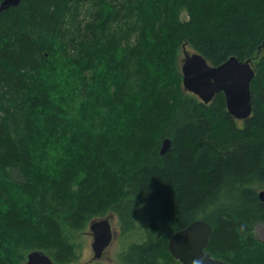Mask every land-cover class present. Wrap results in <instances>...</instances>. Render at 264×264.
Masks as SVG:
<instances>
[{
  "label": "trees",
  "instance_id": "1",
  "mask_svg": "<svg viewBox=\"0 0 264 264\" xmlns=\"http://www.w3.org/2000/svg\"><path fill=\"white\" fill-rule=\"evenodd\" d=\"M184 43L211 65L253 60L242 125L223 92L204 103L183 89ZM260 188L264 0H20L0 11V264L31 250L70 263L74 233L108 212L121 235L145 223L122 264H180L168 238L195 219L211 225L212 257L264 264Z\"/></svg>",
  "mask_w": 264,
  "mask_h": 264
},
{
  "label": "water",
  "instance_id": "2",
  "mask_svg": "<svg viewBox=\"0 0 264 264\" xmlns=\"http://www.w3.org/2000/svg\"><path fill=\"white\" fill-rule=\"evenodd\" d=\"M20 0H1L0 11L16 6ZM181 75L183 89L196 95L202 102L209 103L222 91L227 111L236 119L247 118L251 111L250 81L254 76L252 60L228 57L218 65H211L205 57L182 45ZM169 138L161 142L160 153L166 152ZM258 197L264 201V190ZM93 234L92 250L96 257L112 239L108 217L93 219L90 223ZM211 225L203 219H195L168 238V249L180 264H227L214 258L205 250L211 234ZM94 259V258H92ZM22 264H54L53 260L40 250H31Z\"/></svg>",
  "mask_w": 264,
  "mask_h": 264
},
{
  "label": "rangeland",
  "instance_id": "3",
  "mask_svg": "<svg viewBox=\"0 0 264 264\" xmlns=\"http://www.w3.org/2000/svg\"><path fill=\"white\" fill-rule=\"evenodd\" d=\"M182 18H188V14L186 11H182L181 13ZM183 56L182 49H179L178 52V65L179 68L181 67V58ZM237 123L239 121L237 120ZM96 218V217H94ZM144 222L141 219H137L135 222V227L130 231L126 232L124 235H118L116 238L111 242V244L107 248L106 252V259H103L102 264H122L119 260V257L122 256V253L126 250L128 245L132 242H140L145 239V235L143 234ZM111 225L117 231L119 230V223L118 218L115 222L111 221ZM88 227L83 230V232H76L75 235V259L66 264H92V256L94 255L92 250V236L89 233ZM257 237L264 241V225H259L255 229ZM77 244V245H76ZM107 258H110V262H107ZM98 264V263H96Z\"/></svg>",
  "mask_w": 264,
  "mask_h": 264
},
{
  "label": "flooded vegetation",
  "instance_id": "4",
  "mask_svg": "<svg viewBox=\"0 0 264 264\" xmlns=\"http://www.w3.org/2000/svg\"><path fill=\"white\" fill-rule=\"evenodd\" d=\"M250 60H252V59H250ZM252 65H253V67H254V64H253V60H252ZM254 69V68H253ZM220 92H222V91H220ZM219 93V92H218ZM217 93V94H218ZM251 93V92H250ZM216 94V95H217ZM215 95V96H216ZM227 110V109H226ZM228 112V111H227ZM229 113V112H228ZM251 113H252V111H251ZM251 113H250V115H251ZM230 114V113H229ZM249 115V116H250ZM232 116V115H231ZM248 116V117H249ZM233 117V116H232ZM236 119V118H235ZM246 119V118H245ZM245 119H236V120H238L239 121V124L240 125H242V122L245 120ZM261 190H264V188H260L259 190H258V193H259V191H261ZM106 217H108V221H109V224H110V228H111V232H112V239H111V242L116 238V236H118V235H121V230H120V227H119V230H115L114 228H113V226L111 225V221H113V222H115L116 220H117V215L114 213V212H108V213H106L105 215H103V216H99V217H96V218H93V219H99V218H106ZM93 219H91L90 221H89V223H88V225H87V227H88V229L90 230L89 231V233L91 234V236H92V239H93V234H92V231H91V229H90V223L92 222V220ZM86 227V228H87ZM255 234H256V232H255ZM256 236V238L257 239H259L258 237H257V235H255ZM260 240V239H259ZM262 241V240H261ZM262 243H264V241H262ZM111 243H109L103 250H101L100 251V253L98 254V255H96V257H94V256H92V258H94V259H91V260H94V261H92V264H96V263H98V264H102L103 263V259L105 258L106 259V252H107V248H108V246L110 245ZM94 254V253H93ZM95 255V254H94ZM108 260H107V262H110V258H107ZM120 260V259H119Z\"/></svg>",
  "mask_w": 264,
  "mask_h": 264
}]
</instances>
